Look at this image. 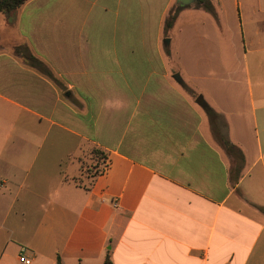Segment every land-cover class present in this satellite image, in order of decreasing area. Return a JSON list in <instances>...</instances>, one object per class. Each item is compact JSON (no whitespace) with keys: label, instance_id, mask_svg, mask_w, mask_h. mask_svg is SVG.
Instances as JSON below:
<instances>
[{"label":"crops","instance_id":"crops-1","mask_svg":"<svg viewBox=\"0 0 264 264\" xmlns=\"http://www.w3.org/2000/svg\"><path fill=\"white\" fill-rule=\"evenodd\" d=\"M210 1L0 16V264H264V0Z\"/></svg>","mask_w":264,"mask_h":264},{"label":"trees","instance_id":"trees-1","mask_svg":"<svg viewBox=\"0 0 264 264\" xmlns=\"http://www.w3.org/2000/svg\"><path fill=\"white\" fill-rule=\"evenodd\" d=\"M29 0H0V16H6L8 19L12 20L16 14V12L22 8ZM197 5L203 7L206 11L214 14V8L210 0H197ZM179 12V7L174 9L166 22V26L168 28H171L176 20L177 14ZM16 54L23 58L25 63L30 66L31 68L36 69L37 71H40L42 74L47 76L51 81H53L56 84H60V81L58 78L55 77V75L52 73V71L48 68V66L41 61L39 58H37L34 54H32L30 51L25 50L21 47H17L15 49ZM207 113L210 116L211 119H213L216 114L214 111L210 108L207 109ZM222 146L226 150V152L231 155L235 160L237 159L236 156V148L230 144L225 139L220 140ZM241 159L242 156H241ZM238 176H234V181L237 180ZM261 211L264 213V208H260ZM58 264H61L60 260H58ZM104 264H112V261L110 259V256L108 255L106 257Z\"/></svg>","mask_w":264,"mask_h":264},{"label":"rangeland","instance_id":"rangeland-1","mask_svg":"<svg viewBox=\"0 0 264 264\" xmlns=\"http://www.w3.org/2000/svg\"><path fill=\"white\" fill-rule=\"evenodd\" d=\"M94 156L97 158V160L99 162L98 164H96L95 162L94 163H89V161H87V162L84 161L83 165H82L83 174L88 176V177H93L94 175H96L98 172L101 171L100 163H101V159H102V152L100 150H97L94 153ZM234 166H235V161H234Z\"/></svg>","mask_w":264,"mask_h":264},{"label":"built area","instance_id":"built-area-1","mask_svg":"<svg viewBox=\"0 0 264 264\" xmlns=\"http://www.w3.org/2000/svg\"><path fill=\"white\" fill-rule=\"evenodd\" d=\"M27 250L25 248L21 249V255L19 258L20 263L22 264H31V260L25 256Z\"/></svg>","mask_w":264,"mask_h":264},{"label":"water","instance_id":"water-1","mask_svg":"<svg viewBox=\"0 0 264 264\" xmlns=\"http://www.w3.org/2000/svg\"><path fill=\"white\" fill-rule=\"evenodd\" d=\"M178 1L181 4V6H188V5L192 4V3H194L196 0H178ZM199 99H201V103L204 104L202 98H199Z\"/></svg>","mask_w":264,"mask_h":264}]
</instances>
